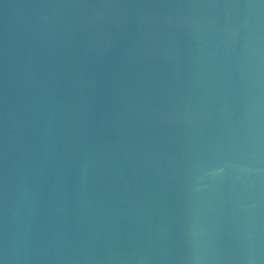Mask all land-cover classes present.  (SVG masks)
<instances>
[{"label":"water","instance_id":"1","mask_svg":"<svg viewBox=\"0 0 264 264\" xmlns=\"http://www.w3.org/2000/svg\"><path fill=\"white\" fill-rule=\"evenodd\" d=\"M0 264H264V0H0Z\"/></svg>","mask_w":264,"mask_h":264}]
</instances>
